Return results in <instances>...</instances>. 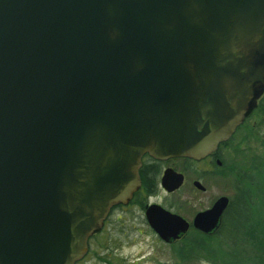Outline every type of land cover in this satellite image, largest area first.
<instances>
[{
  "label": "water",
  "instance_id": "water-1",
  "mask_svg": "<svg viewBox=\"0 0 264 264\" xmlns=\"http://www.w3.org/2000/svg\"><path fill=\"white\" fill-rule=\"evenodd\" d=\"M263 94L264 0H0V264H77L145 155L206 159ZM228 206L193 227L214 234ZM145 216L167 244L190 229Z\"/></svg>",
  "mask_w": 264,
  "mask_h": 264
},
{
  "label": "rangeland",
  "instance_id": "rangeland-1",
  "mask_svg": "<svg viewBox=\"0 0 264 264\" xmlns=\"http://www.w3.org/2000/svg\"><path fill=\"white\" fill-rule=\"evenodd\" d=\"M259 114L261 116L257 114L247 128L223 147L220 157L223 167L184 160H172L164 165L163 168H172L184 174L186 181L183 187L174 194H167L159 187L149 199L142 197L129 206L114 208L107 226L91 241L90 253L83 264H229L227 255L241 250L253 253V256H264V225L261 230L262 225L257 222L260 230L254 234L251 213L236 215L235 212L236 204L242 198L256 199L246 193L254 188L256 175L264 173V109ZM195 181L201 182L206 191L196 189L193 185ZM260 182L262 185L255 192L264 195V178ZM223 196L232 203V221L224 223L216 241L206 239L208 247H203L187 260H183L178 251L188 241L197 239L199 234L196 231L191 229L185 239L167 245L157 237L145 219L144 208L157 204L192 222L197 213L211 208ZM234 218L245 222L236 225ZM246 226L249 227L247 230Z\"/></svg>",
  "mask_w": 264,
  "mask_h": 264
},
{
  "label": "flooded vegetation",
  "instance_id": "flooded-vegetation-1",
  "mask_svg": "<svg viewBox=\"0 0 264 264\" xmlns=\"http://www.w3.org/2000/svg\"><path fill=\"white\" fill-rule=\"evenodd\" d=\"M262 109H264V95H263V97L261 99H259L256 102V105L254 106L252 111L248 114V116L246 117V119L243 122V124L237 129L235 134L227 142H225L222 145H220L218 147L216 153L210 155L209 157H207L202 162H206V163L208 162L209 166H212L213 164L217 165L218 161L221 162L220 161L221 160L220 157L222 156L223 147L228 146L229 143H231L232 140H234L236 138V136L245 127L247 128V124L250 121H252L256 117L257 114L261 116V114H259V112H261ZM168 162H170V161H164V162L161 161L160 162V161L154 160L149 155H145L142 158V161H141L142 165H141V169H140V179H141V182H142V186L140 188V191H141L142 195L144 196V198L149 199V198L153 197L154 194H156L158 192V189H159L160 183H161V178L164 176L165 171L167 169H170V168H163L164 165H166ZM221 167H223V163H220L219 168H221ZM144 171L145 172L147 171L148 173H151V174L155 175V177H154L155 188H154L153 194L147 195V193L145 192V190L143 188L145 186V181H144L142 172H144ZM185 181H186V178H185ZM172 194H174V193H172ZM229 201H230V199H229ZM163 207H165V206H163ZM231 208H232V203L230 201L229 202V206H228V208L226 209V211H225V213L223 215L222 224H221L220 228L217 230V232L214 235H211V236H206V235H203V234H201V235L204 236V237H207V238H212L214 240L218 239L219 237H217V235L220 232L222 226L224 225V222L226 221L225 219H226L227 215L229 214ZM254 208L255 207H252V205H250V204H245V206L244 205L242 206V204L240 202H238L236 204V207H235V212L237 213L236 215H239V214L248 215V213H251V216L253 217V215L255 214L254 210L256 209V208L255 209ZM251 220H252V218H251ZM233 221L235 222L236 225H240V223L243 224L242 222H245V220H241L240 221L237 218H234ZM236 221H238V222H236ZM108 222L109 221L107 219L106 222H105L104 228L107 226ZM253 222H254V220H253ZM257 222L259 223V225H262V227H261V230H262L263 229V225H264V220L263 221L257 220ZM191 229L195 230L192 227L190 228V230ZM190 230H189V232H190ZM262 245L264 246V243ZM227 257H228L227 260H229V264H264V256H261V255L253 256V253L248 254V253H246L243 250L231 253V254L227 255ZM208 258H212V257H208Z\"/></svg>",
  "mask_w": 264,
  "mask_h": 264
},
{
  "label": "trees",
  "instance_id": "trees-1",
  "mask_svg": "<svg viewBox=\"0 0 264 264\" xmlns=\"http://www.w3.org/2000/svg\"><path fill=\"white\" fill-rule=\"evenodd\" d=\"M184 161H190L191 163L193 161L191 160H187V159H184ZM194 163V162H193ZM142 175H143V178H144V181H145V186L143 187L145 192L149 195V194H153L154 192V188H155V180H154V177L155 175L154 174H151V173H148L147 171L145 172H142ZM262 176L260 178V176ZM257 177L255 178L254 182H253V185H254V188L252 189H249V191L246 193V195H253L256 199L254 201H250L247 197L246 199L240 201V203L242 204V206L245 204H250L252 205V207H255L254 209V215L252 217V222L253 224L251 225V229L253 230L252 233L256 234L259 230H260V226L257 225V220H261L263 221L264 220V195L262 194H257L255 192V189L256 188H259L261 185H262V182H260V179L264 178V173H260L258 175H256ZM135 199H139V198H142V195L141 193H138L136 196ZM232 208L230 209V212L229 214L227 215L226 217V221L228 222H231L232 220ZM261 215L263 216L262 218ZM231 217V218H230ZM259 218V219H258ZM230 219V220H229ZM225 221V222H226ZM224 222V223H225ZM242 225V224H241ZM234 226V225H233ZM235 227V226H234ZM249 227H245V230H247ZM256 232V233H255ZM206 239H210V238H207V237H204L202 236L201 234L198 235L197 239L194 240H190L186 243L185 246H183V248H181L179 251H178V254L179 256L183 259V260H187L189 258H192V256L195 254V253H198L199 250L201 249H204L203 247H208V243H206ZM216 241V240H215Z\"/></svg>",
  "mask_w": 264,
  "mask_h": 264
}]
</instances>
